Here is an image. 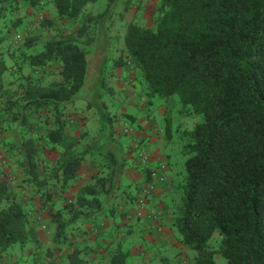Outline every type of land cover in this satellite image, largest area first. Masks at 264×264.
I'll return each mask as SVG.
<instances>
[{
    "label": "trees",
    "instance_id": "16d2710c",
    "mask_svg": "<svg viewBox=\"0 0 264 264\" xmlns=\"http://www.w3.org/2000/svg\"><path fill=\"white\" fill-rule=\"evenodd\" d=\"M41 1L27 0L35 8L42 7ZM46 1L60 21L77 23V28L40 43L26 37L25 48L39 47L24 53L19 68L28 64L42 72L56 63L57 77L44 81L25 74L13 90L6 89L3 79L13 57L0 52L2 147L12 153L18 175L11 186L0 168V257L14 245L38 242V219L16 198V187L50 207L52 241L59 249L70 243L68 226L113 215L108 205L131 185L125 180L127 150L114 137L108 115L110 138L103 152L95 145L80 147L81 135L67 131L65 118L88 83L84 46L107 33L104 26L120 4L127 8L128 0H106L104 10L95 14L85 9L96 0ZM14 9L12 1L0 0V20ZM22 22L18 16L11 21L14 27ZM123 44L125 54L116 64L133 66L148 103L175 97L180 115L201 116L192 128H175L186 159L171 227L194 251L192 263L216 264L214 256L220 254L225 264H264V0H161L154 26L129 23ZM99 83L98 91L105 87L103 78ZM163 122L170 134V117ZM149 123L155 126L154 120ZM39 149L57 156L43 158ZM97 153L100 167L92 181L74 202L54 211V193L72 185L85 157ZM215 232L220 241L211 249ZM129 256L128 249L117 246L108 264H127ZM18 264L51 263L34 256ZM65 264L84 260L73 250Z\"/></svg>",
    "mask_w": 264,
    "mask_h": 264
},
{
    "label": "rangeland",
    "instance_id": "374dc122",
    "mask_svg": "<svg viewBox=\"0 0 264 264\" xmlns=\"http://www.w3.org/2000/svg\"><path fill=\"white\" fill-rule=\"evenodd\" d=\"M6 1L4 0V4ZM10 1H12V7L15 8L14 11L0 20V38H2L0 52L13 57L7 61L10 70L3 79L5 88L13 90L19 83V78L25 74H29L33 78L42 77L44 81L56 78V63L46 65L42 72V69L30 67L28 64L22 65L20 70L24 53L37 50L39 47L38 45V47L32 46L27 49L23 42L26 37H36L34 42L40 43L58 37L62 33L74 32L77 23L60 21L53 6L46 0L41 1L42 7L40 8L33 7L27 0ZM160 1L128 0L126 9H122L120 4L108 21V27L104 26V31L107 33L96 35L90 45L84 46L89 59L88 83L80 92L81 97L69 105L65 115L67 131L82 137L80 147L95 145L97 146L96 151L103 152L104 146L110 138L108 122L104 118V115L107 114L111 119L114 137L125 146L127 159L132 160L131 164H134L133 162L137 159L139 165H136L134 171L141 174L129 175L132 172L125 169V180L131 185L124 186L125 191L119 192L108 205V211L113 209L114 214H107L94 222L78 221L75 225L68 226L66 232L70 243L59 249L52 241L54 226L49 219L50 207L35 198L31 199V193L28 190H20L16 187V198L25 203L33 218L37 217L38 219L35 227L38 242H28L23 247L14 245L0 257V264H18L33 260L34 256L45 263L65 264L68 255L73 250L78 251L84 264H108L117 246L130 251L127 264H193L194 251L182 244L178 234L171 227L174 210L179 204L178 187L173 188L168 195H164L165 200H157L153 206L149 207L155 190L159 187L162 189V186L166 188L168 184L166 183L168 166L164 157L157 165H151V156L140 139V132L144 125L140 122L145 120L148 128L153 132V136L157 139L161 138L164 142L165 155L174 162L175 170L178 172L175 181L181 185L185 178L183 176L186 156L180 152L182 139L175 128L176 125L179 129L192 128L196 122L201 120V116L180 115L178 113L179 104L175 97L164 102L158 101L157 114L153 116L155 110L150 109L152 108L150 105L154 103H148L146 87L140 81L137 71L132 65L116 64L117 60L125 54L123 39L127 25L135 23L146 28L153 27ZM105 5L106 0H96L86 5L85 12L93 14L101 12ZM17 16L22 17L23 22L18 27H14L11 21ZM42 20H50V22L47 25H40ZM102 78L105 81V87L98 91ZM98 92L101 93L103 107ZM151 116L152 118H149ZM164 116L170 117V134L166 132ZM140 119L143 120L140 121ZM151 120H154L155 126L149 123ZM127 126L132 129L130 135L124 133ZM4 134L0 130V168L4 171L3 178L7 179L11 186H16L18 175L12 153L5 151L2 147ZM158 145L160 147L161 143ZM140 147H143L148 154L146 165H142L138 158V148ZM40 151L43 158L54 160L57 156L56 153L46 150ZM100 154L97 153L94 157L87 155L76 181L63 191L54 193L52 204L54 211L69 202H74L81 187L92 181V175L100 167L98 165ZM179 170H183V172H179ZM158 176H163L164 181L153 185L149 195L144 197V216L147 218L138 216L137 201L142 198V190L147 185L150 186ZM141 178L143 181H140ZM149 213H153L154 216L148 217ZM143 219H147V221ZM163 238L166 240L165 243L158 245L160 242H164ZM219 241L220 236L215 232L210 241L211 249L218 247ZM214 259L216 264H225V259L220 254H215Z\"/></svg>",
    "mask_w": 264,
    "mask_h": 264
},
{
    "label": "crops",
    "instance_id": "0c3cea01",
    "mask_svg": "<svg viewBox=\"0 0 264 264\" xmlns=\"http://www.w3.org/2000/svg\"><path fill=\"white\" fill-rule=\"evenodd\" d=\"M157 104L154 103V104L150 105V107H152L150 109L155 110V112L153 113L155 115L157 114L156 113V110L158 108ZM142 120L143 119H140V121H142ZM140 123L144 124L143 130L140 132V139H142L141 142H143L145 147H147L148 153L151 156V165H153V166L157 165L158 163H160L163 160L162 157H164L167 160L166 164L168 166V169L166 171V176H167L166 183H168V184L166 185V188H163L164 186H162V189H161V187H159L155 190V192H154L155 194H153V196L150 199L149 207H151L154 205L155 201L157 202V200H160V199H161V201L165 200L164 195H166V194L168 195L169 192H171V190L173 188H175V187L177 188L179 186V184L175 181L177 179V173L178 172H176V170H175L174 162H172L171 159H169L165 155L166 152H164V150H166L165 149L166 146L163 144L164 142L162 141V139L161 138L157 139V137L153 136V132L148 128L145 120H143V122H140ZM160 143H161V146L159 147L158 144H160ZM126 157H127V155H126ZM131 161L132 160L127 159V162H129V163L126 164V169H128L129 171L132 172V173H129V175H132V174L134 176H136L137 174L140 175L141 173H137L134 171V168H136V165H139L137 159H135V162H133L134 164H131ZM125 172H126V170H125ZM179 172H183V170H179ZM183 177H185V173H184ZM132 179L135 180L134 177H132ZM130 181L133 182L132 180H130ZM140 181H143L142 178L140 179ZM168 188H169V190H168ZM150 209H153V208H150ZM143 218H147V217L143 216ZM143 220L147 221V219H143ZM129 222H131V221H129ZM164 239L165 238H163L164 242H162V243L160 242L158 245H162L163 243H165L166 240H164Z\"/></svg>",
    "mask_w": 264,
    "mask_h": 264
},
{
    "label": "built area",
    "instance_id": "2783aa9c",
    "mask_svg": "<svg viewBox=\"0 0 264 264\" xmlns=\"http://www.w3.org/2000/svg\"><path fill=\"white\" fill-rule=\"evenodd\" d=\"M127 126L125 127L124 129V133L127 134V135H130L132 129ZM138 158L140 160V163L142 165H146L148 163V154L146 153V151L144 150L143 147H140L138 148ZM164 181V177L163 176H158L157 178L154 179V181H152V183L149 185H147L146 188H144L142 190V193H141V197L138 201H137V207H138V213L137 215L138 216H144L145 215V212H144V207H145V200H144V197H147L151 191V189L153 188V185H155L157 182H162ZM151 188V189H150ZM153 213H149L148 214V217H153Z\"/></svg>",
    "mask_w": 264,
    "mask_h": 264
}]
</instances>
